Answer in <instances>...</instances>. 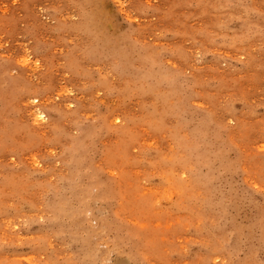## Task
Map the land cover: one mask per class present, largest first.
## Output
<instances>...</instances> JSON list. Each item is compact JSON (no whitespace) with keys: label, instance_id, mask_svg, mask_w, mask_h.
<instances>
[{"label":"rangeland","instance_id":"rangeland-1","mask_svg":"<svg viewBox=\"0 0 264 264\" xmlns=\"http://www.w3.org/2000/svg\"><path fill=\"white\" fill-rule=\"evenodd\" d=\"M0 264H264V0H0Z\"/></svg>","mask_w":264,"mask_h":264},{"label":"bare ground","instance_id":"bare-ground-1","mask_svg":"<svg viewBox=\"0 0 264 264\" xmlns=\"http://www.w3.org/2000/svg\"><path fill=\"white\" fill-rule=\"evenodd\" d=\"M39 115L42 116V117H44L43 113H40Z\"/></svg>","mask_w":264,"mask_h":264}]
</instances>
